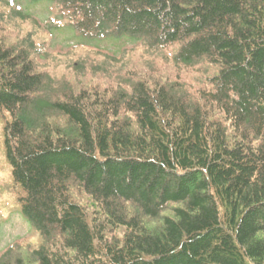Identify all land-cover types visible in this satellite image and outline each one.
Wrapping results in <instances>:
<instances>
[{
	"label": "trees",
	"instance_id": "16d2710c",
	"mask_svg": "<svg viewBox=\"0 0 264 264\" xmlns=\"http://www.w3.org/2000/svg\"><path fill=\"white\" fill-rule=\"evenodd\" d=\"M31 1L0 0V216L40 241L0 264H264V0ZM62 25L136 42L52 55Z\"/></svg>",
	"mask_w": 264,
	"mask_h": 264
},
{
	"label": "rangeland",
	"instance_id": "374dc122",
	"mask_svg": "<svg viewBox=\"0 0 264 264\" xmlns=\"http://www.w3.org/2000/svg\"><path fill=\"white\" fill-rule=\"evenodd\" d=\"M25 9L30 10L42 20H50L52 15V3L48 1L32 2L31 0H17ZM31 1V2H30ZM59 18V17H58ZM55 18L56 21L60 19ZM64 23V22H62ZM39 40L47 43L50 54H58L66 51L70 44L80 43L91 48L102 49L113 53H120L122 49L132 46L136 40L129 36L120 38H91L78 33L72 25H62L59 28L47 33L41 31ZM0 115V138L2 136L3 120ZM2 140H0V180H7L9 167L5 163L1 152ZM12 207L5 210V214L0 216V254L10 243L15 240H23L25 245L39 242V238L33 236V231L26 219L19 211Z\"/></svg>",
	"mask_w": 264,
	"mask_h": 264
}]
</instances>
